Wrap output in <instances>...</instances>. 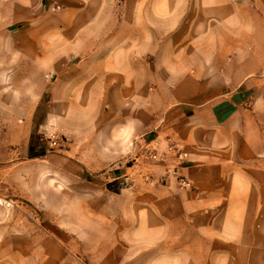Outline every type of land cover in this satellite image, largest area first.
Listing matches in <instances>:
<instances>
[{
    "label": "rangeland",
    "instance_id": "1",
    "mask_svg": "<svg viewBox=\"0 0 264 264\" xmlns=\"http://www.w3.org/2000/svg\"><path fill=\"white\" fill-rule=\"evenodd\" d=\"M257 45L264 0H0V95L46 91L35 156L0 175V264H264V210L245 219L249 244L220 243L221 209L236 202L218 172L227 145L212 142L216 120H193L253 106L264 80ZM107 61L129 67L84 84L101 98L81 87L67 104L77 113L53 115L39 133L51 91ZM52 136L65 147H52ZM188 137L210 143L201 164L216 178L205 187L192 176L200 160L183 170L186 189L152 158L187 149ZM203 203L210 211L195 213ZM204 226L207 241L196 243Z\"/></svg>",
    "mask_w": 264,
    "mask_h": 264
},
{
    "label": "crops",
    "instance_id": "2",
    "mask_svg": "<svg viewBox=\"0 0 264 264\" xmlns=\"http://www.w3.org/2000/svg\"><path fill=\"white\" fill-rule=\"evenodd\" d=\"M258 46L259 58L263 65L264 48ZM112 64L111 61L95 63L89 66L93 69L87 72L88 74L72 75L61 81L58 89L51 91V97L54 99L53 106L47 110V118L40 124L38 132L44 134L50 132L49 130L53 127V123H51L53 115L59 113V115L73 116L77 113L75 104H67L73 98L72 94H77L81 87L82 94L88 99H100L99 90L90 91L83 85L91 83V81L95 82L96 79H100L102 74H107L106 68L120 66L125 73L129 67L126 61ZM256 89L251 108L237 109L222 119H217L210 113L193 114V120L198 127L208 128L209 122L216 120L215 127L218 128V135L214 134L215 141L212 142L227 145V150L224 151L218 164V172L219 176H222L221 184L225 185L228 194L232 195V200L235 197L236 202L227 204L221 209L226 213L222 222L224 226L221 244H249V235H244L245 229L248 227V221L245 219L252 217L253 213L255 216L256 213H261L264 210V205L261 204L264 199V80L259 82ZM45 92L37 86L31 89H21V96L11 93L4 94V97L0 95V175L7 171L9 165L16 164L29 156L35 133V117ZM54 109L55 112H53ZM123 118V124L126 127L125 122L130 117L124 115ZM60 121L64 122V117H61ZM64 129L66 130V128ZM128 129L130 130L129 126ZM188 131H191V128ZM187 141L188 143L185 144H187L188 150L184 149L188 152V163L191 165L192 159L196 162L200 160L199 165L193 168L192 176L201 186L205 187L212 178H216L214 168H208L205 164H201V158L206 157L202 153V147L206 148L210 143L207 138L203 140V143H197L193 137H188ZM203 160L205 161V159ZM240 194L247 197L244 203L237 202L240 200ZM210 209V205L206 203L195 205V213L210 211ZM196 224L194 229H200L201 226ZM206 232L207 227L204 226L202 234L194 235L193 240L196 243H206Z\"/></svg>",
    "mask_w": 264,
    "mask_h": 264
},
{
    "label": "built area",
    "instance_id": "3",
    "mask_svg": "<svg viewBox=\"0 0 264 264\" xmlns=\"http://www.w3.org/2000/svg\"><path fill=\"white\" fill-rule=\"evenodd\" d=\"M49 143L52 147H65V140L56 136L50 137ZM152 158L156 162L165 165L167 168L166 176L174 178L182 188H193L191 180L183 173L188 165V154L184 149L171 146L164 153L154 152Z\"/></svg>",
    "mask_w": 264,
    "mask_h": 264
},
{
    "label": "trees",
    "instance_id": "4",
    "mask_svg": "<svg viewBox=\"0 0 264 264\" xmlns=\"http://www.w3.org/2000/svg\"><path fill=\"white\" fill-rule=\"evenodd\" d=\"M30 151H31L30 155L31 156H35V154L32 153L33 151H35V146L32 145V144H31V147H30Z\"/></svg>",
    "mask_w": 264,
    "mask_h": 264
}]
</instances>
